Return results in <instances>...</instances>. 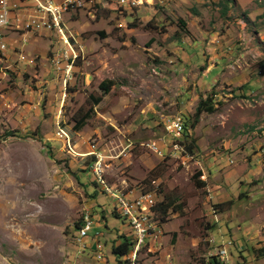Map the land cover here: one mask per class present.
I'll list each match as a JSON object with an SVG mask.
<instances>
[{
    "label": "rangeland",
    "instance_id": "obj_1",
    "mask_svg": "<svg viewBox=\"0 0 264 264\" xmlns=\"http://www.w3.org/2000/svg\"><path fill=\"white\" fill-rule=\"evenodd\" d=\"M100 1L65 15L81 50L66 87L50 63L54 35L0 60V264H116L112 244L133 232L93 182L94 148L112 189L181 204L164 221L155 212L160 232L131 264H208L211 237L241 264H264V0ZM104 80L109 91L73 129ZM208 97L213 111L194 119ZM162 118L189 119L195 155H169L183 145ZM85 213L93 224L78 238Z\"/></svg>",
    "mask_w": 264,
    "mask_h": 264
},
{
    "label": "built area",
    "instance_id": "obj_2",
    "mask_svg": "<svg viewBox=\"0 0 264 264\" xmlns=\"http://www.w3.org/2000/svg\"><path fill=\"white\" fill-rule=\"evenodd\" d=\"M101 3L100 0H0V60L6 56L5 52L10 45L17 42L24 45L30 38L43 33L53 41L54 35L59 46L53 45L50 63L55 74L61 75L62 86L66 87L71 81V74L77 65L81 50H79V43L75 36L70 37L66 33L65 15L70 16L74 10L91 12L100 7ZM15 36H19V40ZM161 121L165 132L179 138L182 136L181 119L162 118ZM178 139L176 141L180 143ZM177 146L180 145L177 143L173 145V147ZM149 149L161 155L156 142L152 141L149 144ZM173 149L176 153L184 152V147H171L169 151L171 156L176 155ZM94 154L96 159L92 163V172L98 181L106 183L103 174L105 157L98 152ZM186 154L189 155L187 152ZM199 177L205 179L203 173ZM132 191V189L124 191L107 189V193H110L111 199L117 206L116 210L127 221L133 232L132 247L127 252L130 264L131 261H136L138 244H146V239H156L160 232V228L150 225V217H155V210L146 208V199L153 195H144L141 192L135 197V195L129 194ZM129 196L132 197L129 198ZM91 226L92 223L87 214V221L81 222L77 229V237H85ZM211 238V250H214V261H211V264H236L237 262L233 259L227 245L225 243L213 245L215 241L213 237ZM149 247L146 246V250H150ZM126 261L129 263L127 259Z\"/></svg>",
    "mask_w": 264,
    "mask_h": 264
},
{
    "label": "trees",
    "instance_id": "obj_3",
    "mask_svg": "<svg viewBox=\"0 0 264 264\" xmlns=\"http://www.w3.org/2000/svg\"><path fill=\"white\" fill-rule=\"evenodd\" d=\"M114 7L116 8H120L119 5H114ZM122 9V8H120ZM225 9V7H224ZM180 24L182 26L185 25L184 21L182 19L179 20ZM136 24H131V26H135ZM101 35L104 34L103 31H100ZM112 82L109 81V80H104L100 83L99 85V89L102 90V94L101 96H91L90 99H91V102H89V99L86 100L85 103L89 104V108L87 110H84L82 107L79 108L76 112V114H73V116L71 117V120L74 122V127L73 129L77 130V129H80L83 124L85 123V120L93 114V107L95 105H97L100 100H102V97L104 94H107V92L109 91V85L111 84ZM86 111V112H85ZM201 111H213V107L211 105V101H210V97L208 98H200L196 104V107H195V111H194V119H197V116L199 113H201ZM80 113V114H79ZM185 118V117H184ZM182 120V119H181ZM189 120V119H188ZM188 120H182V136L178 139L180 141V143L183 145L184 147V154H186V151L188 153H190L191 155H195L196 152L194 149H197L195 147H197L196 145V139L194 137H191L189 134V130H188V125H187V122ZM193 125V123L191 124ZM163 126V124H162ZM169 134V133H168ZM189 139V142L185 143L184 140H188ZM157 146L159 147V145L157 144ZM183 154V155H184ZM89 157H91V161L93 159H95V157L93 155H90ZM196 177V175H195ZM201 182V181H199ZM145 192V191H143ZM149 192V191H148ZM96 193H93V195L91 196H94ZM241 195V194H240ZM244 196L246 197V195L244 194ZM156 205V206H155ZM152 210H156V213L160 214L159 216V219L161 221H164L165 220V217L167 215V213L171 210L175 211V210H178V209H181V204H174V202L172 201H169L166 197L161 200V201H157L155 203H153V205L151 206ZM112 215L116 218L118 217H121L119 214H117L115 212V209L112 210ZM79 225V222H77L75 224V226L77 227ZM89 232V231H88ZM88 232L86 234L85 237H87L88 235ZM131 241L130 239L127 240L125 239V236H123V239L118 243V244H115L113 245L112 244V247H111V250H112V254L115 256V259H116V264H123L125 261H121V259L123 258V256H125L127 254V252L131 249L132 245H131ZM260 251H264V248H260ZM259 255H257L256 257H258ZM210 258L214 259V255L213 256H210ZM123 260V259H122ZM237 264H241V262L237 263Z\"/></svg>",
    "mask_w": 264,
    "mask_h": 264
},
{
    "label": "bare ground",
    "instance_id": "obj_4",
    "mask_svg": "<svg viewBox=\"0 0 264 264\" xmlns=\"http://www.w3.org/2000/svg\"><path fill=\"white\" fill-rule=\"evenodd\" d=\"M94 153H95V152H94ZM95 159H96V156H95ZM95 159H94V160H95ZM95 180L97 181L98 184L102 185V187L106 190V192H107V189H112L109 185H107V183H102V182L98 181V178H97V179L95 178ZM143 194H144V195H147V194H145V193H143ZM147 199H148V198H147ZM146 208H147V210H152L151 206H150V205L148 206L147 203H146ZM81 219H82L81 222H86V221H87V213H85V215L82 216ZM150 225H151V226H154L155 228H157L155 217H150ZM140 246H141V244H138V250H139ZM208 253H209V252H208ZM213 255H214V253L209 254V257H208V264H211V261H214L213 258H212V259L210 258V256H213Z\"/></svg>",
    "mask_w": 264,
    "mask_h": 264
},
{
    "label": "clouds",
    "instance_id": "obj_5",
    "mask_svg": "<svg viewBox=\"0 0 264 264\" xmlns=\"http://www.w3.org/2000/svg\"><path fill=\"white\" fill-rule=\"evenodd\" d=\"M65 133H66V132H65ZM93 147H94V145L92 144V145H91V148H93ZM91 148H90V149H91ZM88 152H89V156H90V155H93V156L95 157V154L92 153V152H95V153L98 152V153H99V150H97L96 148H94V150H92L91 153H90V150H89ZM93 162H94V159L92 160V163H93ZM92 163H91V167H92ZM104 166H105V164H104ZM103 169H104V167H103ZM91 171H92V169H91ZM104 173H105V172H104ZM204 176H205V175H204ZM93 182H94L95 184H97V181H96V180H94ZM111 200H112V199H111ZM112 201H113V200H112ZM113 204H115L114 201H113ZM155 206H156V205H155ZM116 207H117V206L114 205L115 212H116L117 214H119L118 211L116 210ZM154 210H155V208H154ZM155 212H156V210H155ZM119 215H120V214H119ZM120 216H121V215H120ZM121 217H122V216H121ZM122 218H123V217H122ZM157 218H158V222L161 221V220L159 219V217H157ZM123 219H124V218H123ZM81 220H82V219H81ZM124 220H125V219H124ZM92 224H93V223H92ZM80 225H81V221L79 222V225H78L76 228L78 229V227H79ZM128 225H129V224H128ZM91 227H92V226H91ZM129 227H130V226H129ZM90 229H91V228H90ZM130 229H131V228H130ZM121 240H122V239H121ZM207 241H208V239H207ZM208 243H209V242H208ZM131 245H132V244H131ZM209 246H211V245H209ZM239 250H241V249H239ZM229 251H230V253L232 254V257H234V255H233V253H232V251H231L230 248H229ZM123 257H124V256H123ZM235 258L237 259V257H235ZM125 260H126V259H125ZM126 262H127V261H126ZM236 262L239 263V262H241V261L237 259ZM127 264H128V262H127Z\"/></svg>",
    "mask_w": 264,
    "mask_h": 264
},
{
    "label": "crops",
    "instance_id": "obj_6",
    "mask_svg": "<svg viewBox=\"0 0 264 264\" xmlns=\"http://www.w3.org/2000/svg\"><path fill=\"white\" fill-rule=\"evenodd\" d=\"M215 64H217V62L212 63V64L210 65V67L208 68V71L206 70V68H204V65H205V64H201L200 67H199L198 69H200V70L202 71L203 74H208V73L211 72L212 69L215 68V67H214ZM184 66L186 67L187 65H186L185 63H183V65H181V67H182L181 70L183 69ZM179 69H180V68H179ZM202 73H201V74H202ZM116 243H117V241H116ZM116 243H115V244H116ZM113 259L115 260L114 257H113Z\"/></svg>",
    "mask_w": 264,
    "mask_h": 264
}]
</instances>
